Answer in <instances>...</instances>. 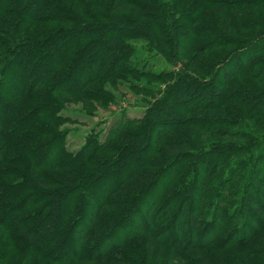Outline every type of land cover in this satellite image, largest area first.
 I'll return each mask as SVG.
<instances>
[{"label":"trees","instance_id":"1","mask_svg":"<svg viewBox=\"0 0 264 264\" xmlns=\"http://www.w3.org/2000/svg\"><path fill=\"white\" fill-rule=\"evenodd\" d=\"M203 1L204 11L196 9L199 0H0V264L20 256L18 264L93 262L142 237L148 243H178L183 251H198L214 241L199 242L196 232L241 221L232 214L226 218L223 193L218 196L221 205L211 203L213 214L201 223L198 218L205 209L187 208L189 203L197 205L195 190L205 175L228 161L226 187L238 186V179L244 185L234 207L245 218L252 210L260 217L257 230H262L264 152L258 160L248 153L258 146L245 148L229 141H256L244 128L245 117L256 118V124L264 119V29L248 34L251 21L231 23L226 16L221 23L225 12L262 9L264 0ZM209 7L217 15L212 25L201 20ZM191 50L187 67L179 65L178 72L146 70L154 54L178 65ZM143 51L153 56L146 52L142 59ZM13 72L21 75L19 81L9 79ZM142 78L171 83L156 99L144 100L141 118L120 121L104 142L91 132L77 153L65 150L67 131L57 128L64 120L62 101L78 97L83 106L114 101L104 87L108 82L111 87L126 82L132 90L150 92L135 83ZM177 129V137L167 139ZM209 132L230 140L200 144ZM110 151L114 154L105 156ZM128 160L133 161L132 170L98 193L99 182L113 169L122 170ZM90 166L95 169L89 171ZM50 172L54 176L48 179ZM165 172L170 174L163 177ZM159 177V192L143 202L145 212L137 215L134 203ZM118 189L128 196L113 199ZM119 199L130 203L124 219L123 213L106 212ZM159 201L163 203L153 212ZM139 216L143 224H136L124 238L105 239L125 219ZM168 229L175 232L173 237ZM235 232L242 244L257 233ZM124 260H129L127 254L112 259L113 264Z\"/></svg>","mask_w":264,"mask_h":264},{"label":"rangeland","instance_id":"2","mask_svg":"<svg viewBox=\"0 0 264 264\" xmlns=\"http://www.w3.org/2000/svg\"><path fill=\"white\" fill-rule=\"evenodd\" d=\"M200 2V5L196 8H202L203 11L205 10V1ZM208 13V14H207ZM207 13L203 15L202 21L204 23H208L210 25L214 24V19L216 18V14H214V8L209 7ZM125 13H121L120 15H123ZM229 15V16H228ZM225 16L228 22L236 23V22H245V21H251L252 27L251 29L245 30L246 33L250 34V32L253 31H260L264 29V8L260 9H252V10H245L238 12L236 14H232L230 12H225L224 16L222 17V23L225 20ZM203 18H205L203 20ZM259 24H256V23ZM220 28V27H219ZM261 32V31H260ZM259 33V32H258ZM229 34V33H227ZM232 37H238L237 35L229 34ZM247 38H245L246 40ZM139 46H141L140 41H136ZM261 44V42H260ZM259 44V46H260ZM221 49L223 51L227 50ZM218 51V50H217ZM147 51L139 52L140 57L142 59H145V53ZM215 52V51H214ZM219 52V51H218ZM194 51H188L182 60L178 62V65H173L166 63L164 59L161 58L159 55L154 54V58H151V62L147 66H151L150 68L146 70L150 71H157V70H174L175 72H178L179 65L187 67V64L189 60L191 59V56L193 55ZM147 56L150 58V56H153L151 53H146ZM200 58V57H199ZM140 59V60H142ZM143 64V63H142ZM142 64H138L141 66ZM192 71V69H188ZM21 74V72H20ZM81 72H77L76 75H80ZM264 75V73H263ZM21 78V75H16L15 72L9 74V79L17 82ZM203 80V79H202ZM73 83V82H70ZM139 88L144 89H150L151 91L146 92L143 90H132L126 82H120L115 87H111L109 82L104 84V87L109 90V92L113 93L115 99L114 101H110L111 99H104L102 103L95 104L94 102H91L90 104H87V106H83V103L81 102V99L71 98L66 99L61 102L60 104V114L64 117V120L59 122L58 129L60 130H66L65 135V150L71 153H77L82 146L85 143V137L89 135L91 132L95 135L97 134V140L98 142L102 143L107 139L108 131L118 124L120 121H123L125 119H134V118H141L146 110V102L144 100H154L157 97L161 95L162 90L166 87V85L171 83V79H162V80H152V79H141L138 82H135ZM145 87H142V86ZM137 91V92H134ZM195 100H199L198 98ZM191 102L194 101L190 100ZM186 103H189L186 102ZM102 104V105H101ZM229 114H232V111H229ZM1 115V112H0ZM245 120H247V124L244 126L246 132L253 136L256 141L252 142L250 138L243 140V139H232L230 140L229 136H223L219 137L215 133H206L203 135L201 139L200 144H211V143H226L228 142H237L239 145H242L243 147H251V146H258L259 148H253L251 151H248V153H251L253 155L258 156V160L261 158L259 157V154L261 152H264V119H257L259 122L256 124V118L251 117L250 115H247L245 117ZM163 124V123H162ZM171 123H166L164 126H169ZM243 129V128H242ZM179 129L175 130L172 134L167 135V139L175 138L179 134ZM91 133V134H92ZM105 156H112L114 153L113 151L105 152ZM262 156V154L260 155ZM231 161V160H230ZM228 162L226 164H222L219 167L215 168L213 171H210L208 174L204 177V182L202 183L201 187L199 189L197 188L196 195H197V205L188 204L187 208H195L196 211L201 209L204 210V216H200L199 223L204 218H207L208 216H211L213 214V207L211 206V203H219L221 205V201H218L219 194H222L225 196L224 203H222V211L224 213H228V216L226 217L229 219L234 216L235 221L240 220V222H234L232 225H226L222 226L221 229H214L212 225L207 226L203 228V233H198V241L204 243L205 241L210 242L211 240L214 241L213 244L206 245L204 244L203 247L200 248V250H188V249H181L178 243L170 244H159V243H148V241L142 237L138 240H134L133 243L129 246L122 247L119 252L115 253L112 252L111 254L106 255L105 257H102L99 260H95L93 262H89L87 259L85 260H78L74 261L68 264H113V257L115 255H121L127 254L129 256L128 261H122L120 264H177V261L175 260L177 257L181 258L182 260H185L186 263L184 264H201L203 261L204 264H264V227L262 230L258 231L257 228H259V225L256 224L257 220L260 217H257L255 213L251 210V215L247 218H245L244 214L234 207V203L236 200L242 199L243 197V186L239 185V182L241 183L242 179H238L237 184L238 186L230 185L226 187L225 178L228 177ZM264 163V159L261 161L260 166ZM133 161H126L124 168L119 169H113L110 176L104 177L99 183H101V187L98 190L101 191L102 189H105L107 187H110L114 181H116L119 178V175L124 173H129L130 170H132L133 167ZM228 166V167H227ZM93 167V166H92ZM69 169V168H68ZM63 169V171L68 170ZM95 168L89 167V171L93 170ZM62 171V172H63ZM224 171H226L224 173ZM60 172V171H59ZM59 172L55 173L58 174ZM48 179H51L54 175L52 172L49 173ZM64 174V173H63ZM170 173L165 172L163 177H166V175H169ZM53 175V176H52ZM107 175V174H105ZM157 183H153L150 185L148 189H145L140 197L136 200L134 203V209L138 211L137 215L140 213L145 212V206L143 205V202H148L151 200L153 196H155L159 192V187L161 186L162 182L161 177L158 178ZM165 179V178H163ZM172 182V180L170 181ZM169 184V183H167ZM173 184V183H172ZM261 184H256V186H260ZM167 186V185H166ZM240 187V188H239ZM168 189H165L167 191ZM117 192V193H116ZM114 192L115 197L113 199H117L118 197H124L126 198L127 192L121 189H118V191ZM129 192V191H128ZM98 193H94L93 196H98ZM128 196V195H127ZM258 197V196H257ZM261 199V197H258L257 199ZM114 200V201H115ZM122 199H119V202H115L112 206L109 208H106V212L108 214H119L121 215L123 213L122 219H124V211L130 205L129 202H124ZM224 200V197H223ZM228 200V201H227ZM163 203V201H159L158 204H156L153 208V212L158 210L157 208L160 207V205ZM178 211V210H177ZM154 213H152L153 216ZM232 214V215H231ZM135 217V216H134ZM134 217H130L129 219H125L122 223V225L115 231L110 232L106 237L109 240L112 241H119L127 233L132 232L137 227L136 224L140 223L143 224L144 219L143 217L139 216L134 219ZM133 218V219H132ZM223 219V215L219 217V220ZM226 220V219H225ZM120 222V221H119ZM240 223L243 224L242 227H239ZM81 224H83V221H81ZM264 224V223H263ZM236 225V226H235ZM248 227V228H245ZM250 229L251 231H255V236L250 240V242H247L245 244H242L239 242V238H241L240 235L234 237L236 234V230L239 231V234H242L243 231H247ZM145 230H148V228H145ZM157 232L160 234L162 233L163 229L156 228ZM155 231V230H154ZM169 235L174 236V231L171 229H168ZM178 234L181 235V232ZM200 234V235H199ZM103 239L102 242L105 240ZM184 241V240H183ZM221 241L225 243V246H222ZM175 249H178L180 251H177ZM67 251L71 252L73 251L72 248H67ZM132 255V256H131ZM21 258V256H20ZM20 258H16L12 262H9L8 264H18L20 262ZM205 259V260H204ZM32 264H37L36 260H33ZM44 264H56L55 262L47 261Z\"/></svg>","mask_w":264,"mask_h":264}]
</instances>
